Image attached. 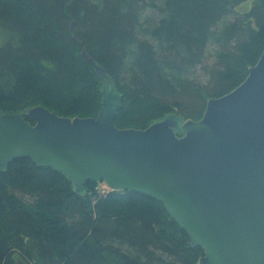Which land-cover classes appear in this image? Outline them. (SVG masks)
<instances>
[{
    "label": "trees",
    "instance_id": "1",
    "mask_svg": "<svg viewBox=\"0 0 264 264\" xmlns=\"http://www.w3.org/2000/svg\"><path fill=\"white\" fill-rule=\"evenodd\" d=\"M241 1L0 0V112L43 106L68 118L97 116L102 82L85 49L122 95L118 128L145 129L171 114L198 121L264 50V0L237 15ZM147 7L160 18L144 24ZM212 43L219 53L209 65ZM99 183L86 181L78 194L49 166L9 163L0 171V264H198L204 250L161 201L104 195Z\"/></svg>",
    "mask_w": 264,
    "mask_h": 264
},
{
    "label": "water",
    "instance_id": "2",
    "mask_svg": "<svg viewBox=\"0 0 264 264\" xmlns=\"http://www.w3.org/2000/svg\"><path fill=\"white\" fill-rule=\"evenodd\" d=\"M82 55L102 82L99 114L0 112V171L29 158L64 174L78 194L86 181L145 194L204 250L198 264H264V50L198 121L171 114L145 129L115 125L122 95L104 67Z\"/></svg>",
    "mask_w": 264,
    "mask_h": 264
},
{
    "label": "rangeland",
    "instance_id": "3",
    "mask_svg": "<svg viewBox=\"0 0 264 264\" xmlns=\"http://www.w3.org/2000/svg\"><path fill=\"white\" fill-rule=\"evenodd\" d=\"M147 1H150V0H147ZM149 3V2H148ZM254 0H243L239 3V5L235 8V13L237 15H242V14H245L249 11H251V8L253 7L254 5ZM160 18V15H158V11L154 8H151V7H147L145 8V10L143 11L142 13V17H141V20L143 21L144 24H149L152 20H158ZM252 20V24H254V21H253V18L251 19ZM4 41V36L0 30V44ZM217 45L215 43H212L208 46L207 48V51H208V54H207V59L205 61L206 64H213L215 61H216V58L218 57V53L219 51L217 50ZM253 67V66H251ZM199 73H201V75H203V72L201 71V69H199ZM206 75H203L202 76V79L205 78ZM47 83V82H45ZM36 85V84H35ZM40 86H42V84H39ZM52 92L55 91V89H53V87H50L49 88ZM99 192H101V194H106V192L108 190H110V188L104 183V182H100L99 185H98V189H97Z\"/></svg>",
    "mask_w": 264,
    "mask_h": 264
},
{
    "label": "bare ground",
    "instance_id": "4",
    "mask_svg": "<svg viewBox=\"0 0 264 264\" xmlns=\"http://www.w3.org/2000/svg\"><path fill=\"white\" fill-rule=\"evenodd\" d=\"M28 111V110H27ZM73 185V184H72Z\"/></svg>",
    "mask_w": 264,
    "mask_h": 264
}]
</instances>
